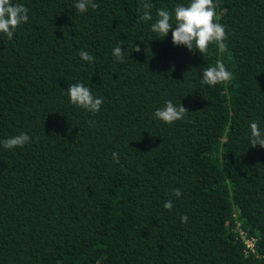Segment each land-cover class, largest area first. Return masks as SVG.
I'll return each instance as SVG.
<instances>
[{"label": "trees", "instance_id": "1", "mask_svg": "<svg viewBox=\"0 0 264 264\" xmlns=\"http://www.w3.org/2000/svg\"><path fill=\"white\" fill-rule=\"evenodd\" d=\"M76 2L13 0L29 20L0 33V142L32 138L0 143V264H264V148L248 139L264 130V0H214L227 50L203 55L151 32L189 0H150L149 21L141 0ZM218 60L234 78L202 84ZM71 83L99 112L70 103ZM168 100L185 119L155 118Z\"/></svg>", "mask_w": 264, "mask_h": 264}, {"label": "clouds", "instance_id": "2", "mask_svg": "<svg viewBox=\"0 0 264 264\" xmlns=\"http://www.w3.org/2000/svg\"><path fill=\"white\" fill-rule=\"evenodd\" d=\"M89 6L95 10L98 4L94 0H77L74 4L75 9L84 13L88 11ZM153 4L150 0H141L142 15L139 17L142 21L152 20L151 9ZM29 9L20 3H13V0H0V33L7 36L9 40L17 28L27 23ZM156 20L151 24V32L156 36L155 39L163 40L168 36L171 30L173 45H184L189 51H198L201 55L209 51L211 44H216L218 50L223 53L227 50L225 43L227 32L225 26L219 23L216 18V5L214 0H189L188 4H177L173 13L164 9L157 10ZM175 25V28H173ZM140 46L135 44L134 51L139 52ZM82 60L89 64L93 63L95 57L85 50L79 52ZM113 56L121 63L124 62V49L118 44L113 49ZM201 83L208 86H216L217 84L230 82L234 77L222 61H217L213 67L204 69ZM67 95L70 103L77 108H83L93 114L99 112L103 104V98L93 96L89 87L83 83H71L67 88ZM189 111L182 105H176L171 100L165 101L161 108L155 110L154 116L156 119L165 124H173L178 120H183ZM90 123H93L90 121ZM249 143L251 147L259 146L264 148V130L261 129L258 122H251L250 125ZM31 137L27 133L4 139L2 146L5 149H13L22 147L31 142ZM114 162L118 161V154L113 153ZM173 195L177 198L182 196L180 189H173ZM164 208L169 211L173 208V203L168 200L164 203ZM186 215L181 217L182 223H187Z\"/></svg>", "mask_w": 264, "mask_h": 264}, {"label": "built area", "instance_id": "3", "mask_svg": "<svg viewBox=\"0 0 264 264\" xmlns=\"http://www.w3.org/2000/svg\"><path fill=\"white\" fill-rule=\"evenodd\" d=\"M240 233H241L246 245L248 247H250L251 249H253V247H254V238L245 236V232L243 230H240Z\"/></svg>", "mask_w": 264, "mask_h": 264}]
</instances>
